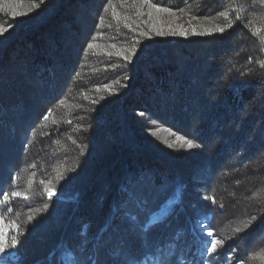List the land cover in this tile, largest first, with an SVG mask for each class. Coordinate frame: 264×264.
Here are the masks:
<instances>
[{
  "label": "trees",
  "instance_id": "1",
  "mask_svg": "<svg viewBox=\"0 0 264 264\" xmlns=\"http://www.w3.org/2000/svg\"><path fill=\"white\" fill-rule=\"evenodd\" d=\"M0 30V264H264V0H0Z\"/></svg>",
  "mask_w": 264,
  "mask_h": 264
},
{
  "label": "snow or ice",
  "instance_id": "2",
  "mask_svg": "<svg viewBox=\"0 0 264 264\" xmlns=\"http://www.w3.org/2000/svg\"><path fill=\"white\" fill-rule=\"evenodd\" d=\"M144 2H149V0H144ZM153 7L156 8L157 11H165V12L172 11V9L161 8L158 5H153ZM240 7L241 6L239 4H237V9H239ZM15 14L16 13L13 12V15H15ZM20 14H25V13H20ZM220 14L224 15V16L228 15L227 12L220 13ZM232 26H233L232 24H228L227 28H231ZM227 28L226 27H221V26H216V27H214L212 29L206 30L203 33L196 32L195 29H193V34L209 35V36L215 35L217 33L224 34L227 31ZM0 31H2V30H0ZM179 34L182 35V36H187L188 32L186 30H184L183 27H181ZM261 44H262V46H264V42H261ZM124 59L127 60L128 57L124 56ZM261 67H264V63H261ZM185 142L187 143L188 147H190V148L193 147V146L201 147V145H199V144H195L194 145V142L192 140H185ZM166 192H167V190L162 188L160 193H159L160 196H163L165 198L164 201L159 205L160 215H165L166 214L165 210L163 209V203L167 202ZM54 194L55 193H54L53 190H49L48 191L49 197H51ZM21 195L22 194L20 192H15L14 191V192L11 193V196H13V197H18V196H21ZM0 196L4 197L5 204H7L8 203V194L4 193V192H0ZM27 198L28 197L25 195V199H27ZM206 199H207V197H206ZM211 199H212L213 203H215V197H212ZM135 206H136V209H137V215L134 216L133 219L139 221L140 218L143 217V219L145 221H147V223L143 224V230L145 232L150 231V225L155 224L160 219V217L155 214L156 209L150 207L147 204V202H145V201H136ZM8 224H11V227L15 228L17 230H19V227H20L18 224H16L15 221H8L6 217H4L3 215H0V254H6L9 249L16 248L17 245L19 244L18 239L15 238V237L11 238V243L10 244L8 243L7 238L5 236V232L8 230V227H7ZM246 227H247V225H246ZM236 231L240 232L241 229L237 228ZM208 236L212 237L213 236V232L209 231L208 232ZM208 243L211 244V248L209 250L215 252L217 250L218 246L219 247L223 246L224 241L221 240V239H218V238H213V239L209 240Z\"/></svg>",
  "mask_w": 264,
  "mask_h": 264
},
{
  "label": "rangeland",
  "instance_id": "3",
  "mask_svg": "<svg viewBox=\"0 0 264 264\" xmlns=\"http://www.w3.org/2000/svg\"><path fill=\"white\" fill-rule=\"evenodd\" d=\"M176 121L173 120V123H175ZM159 130L164 132L166 140L168 142L172 143L174 148L186 146V142H185L186 138L184 137L185 132H182L181 131L182 129L175 127L173 125V128H168V129L167 128H159ZM172 208H173V198H171V199L167 200V202L163 203V209L165 210V213H166L165 215H160V208H158L156 210L155 214L160 217V219L156 222V224L162 223L163 220L165 219V217L172 210ZM203 224H204V221L199 225V227L202 226ZM202 232L204 233L205 229L202 230ZM68 261L70 262V260H68Z\"/></svg>",
  "mask_w": 264,
  "mask_h": 264
}]
</instances>
